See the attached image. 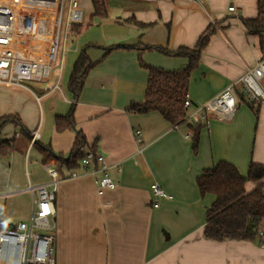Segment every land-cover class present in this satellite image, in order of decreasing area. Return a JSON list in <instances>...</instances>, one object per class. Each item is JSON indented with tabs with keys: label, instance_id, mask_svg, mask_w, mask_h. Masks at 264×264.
Masks as SVG:
<instances>
[{
	"label": "crops",
	"instance_id": "1",
	"mask_svg": "<svg viewBox=\"0 0 264 264\" xmlns=\"http://www.w3.org/2000/svg\"><path fill=\"white\" fill-rule=\"evenodd\" d=\"M112 1L115 9H123L122 15L102 20H90L89 4L84 25L68 36L63 68L58 76L50 75L53 83L0 86V117L17 115L27 132L37 131L35 142L54 155L43 164L36 145L6 125L0 140L14 139L15 150L0 158L2 204L14 195L27 194L28 183L46 182L44 166H49L59 177L53 202L54 264H264L262 245L204 238L205 212L214 196H200L196 186V179L220 161L232 164L244 177L250 163L264 166V104L249 103L238 84L246 69L264 59L259 38L249 35L240 21L256 17V0ZM122 2L126 4L121 6ZM230 7L233 12L228 11ZM130 17L141 25L122 23ZM209 25L216 30L190 74L187 114L229 86L237 95V110L229 121L204 115L194 152L191 126H173L157 112L137 114L126 108L144 97L148 72L140 60L168 71L187 65L185 58L168 57L147 47L192 48ZM87 45L95 46L86 53L96 64L74 102L75 127L57 132L54 118L67 115L72 105L67 83L80 50ZM115 45L135 48L104 53L103 49ZM56 82L60 90L50 91ZM75 130L85 138L83 152L92 150L103 156L114 190L99 195L94 182L98 175L80 165L66 168ZM136 130L141 132L140 146L134 138ZM72 173L75 178L70 177ZM152 183L172 200L152 208ZM259 185L264 193V180L246 182L244 191Z\"/></svg>",
	"mask_w": 264,
	"mask_h": 264
},
{
	"label": "built area",
	"instance_id": "2",
	"mask_svg": "<svg viewBox=\"0 0 264 264\" xmlns=\"http://www.w3.org/2000/svg\"><path fill=\"white\" fill-rule=\"evenodd\" d=\"M228 11L233 12L234 8L230 7ZM83 19L84 12L78 0H0V86L26 88L28 82L48 80L61 33L64 41L71 28L81 24ZM238 84L240 94L249 103L264 104V59L246 69ZM49 90H59L58 84ZM184 107H190L187 98ZM236 110L237 95L233 86H229L204 105L196 107L187 118L198 124L204 120V115L212 114L219 120L229 121ZM134 138L140 146L141 132L136 130ZM36 139L37 131H34L30 145ZM79 165L93 176L98 175L94 181L97 194L114 190L115 183L107 173L102 155L87 150ZM44 170L48 178L46 182L28 183L25 188L32 200L29 222H19L0 230V264H54L53 202L59 177L52 167L44 166ZM70 177L76 175L72 173ZM149 189L152 208H158L162 201L172 200V196L157 183H152ZM259 235L263 236L264 231Z\"/></svg>",
	"mask_w": 264,
	"mask_h": 264
},
{
	"label": "trees",
	"instance_id": "3",
	"mask_svg": "<svg viewBox=\"0 0 264 264\" xmlns=\"http://www.w3.org/2000/svg\"><path fill=\"white\" fill-rule=\"evenodd\" d=\"M92 6V18L104 19L108 16V0H90ZM257 15L255 18H240V21L249 35L259 38V47L264 58V0H256ZM126 24L141 25L133 17L122 21ZM80 25L71 28L73 35L80 31ZM216 27L209 25L198 37L192 48L181 47L175 51H169L162 47H147L149 50L157 51L168 57L185 58L187 65L177 71H168L148 66L139 61L142 68L147 70L148 77L142 101L131 102L126 108L127 112L145 114L157 112L165 121L173 126L188 125L193 131L191 134L192 149L197 150L198 136L201 124H191L187 118V109L184 102L187 96L188 82L191 72L197 67L200 54L208 44ZM94 45H87L80 50L78 58L72 66L67 83V91L72 95V105L65 116H55V131L61 132L66 129H74L73 118L74 102L82 90L84 79L96 64L92 62L87 50L94 48ZM135 46L115 45L103 49L107 54L117 49H133ZM6 125H12L14 129L24 135L27 141L31 139V133L22 126L17 115L0 117V132ZM15 140H0V158L9 155L15 150ZM41 154V162L45 164L54 157L48 147L34 142ZM86 145L85 138L81 131L75 130V137L72 148L65 159L67 169H73L79 165L83 158V147ZM59 159V156H56ZM264 180V166L250 163L246 177L240 175L237 168L226 161H220L213 167L205 170L197 179L196 186L200 196L210 194L214 201L205 212V223L203 236L210 241H222L224 239H237L246 242L257 243L264 246V235L260 236L264 226V193L259 185L252 191L245 193L244 185L250 181L260 183Z\"/></svg>",
	"mask_w": 264,
	"mask_h": 264
},
{
	"label": "rangeland",
	"instance_id": "4",
	"mask_svg": "<svg viewBox=\"0 0 264 264\" xmlns=\"http://www.w3.org/2000/svg\"><path fill=\"white\" fill-rule=\"evenodd\" d=\"M89 0H79L80 6L84 12V21L85 18L87 16V12H89L90 7V1ZM112 0H108V16L107 18H114L116 16H120L122 14H120L122 12V10H117L114 8L113 6V1ZM124 4H126L125 2L121 3V6H123ZM115 5V4H114ZM86 15V16H85ZM102 20V19H100ZM83 21V22H84ZM82 25H84V23H82ZM71 35V33H70ZM69 35V37H70ZM73 35V34H72ZM66 39V42H63V34L61 33V37H60V44H59V48H58V52H57V56H56V60L55 63L52 67V71L51 74L52 76H58L59 75V70L64 65V57H66V49L69 46L70 43V38ZM64 43V44H63ZM49 80V79H48ZM47 81V80H45ZM37 83V84H35ZM41 83V84H39ZM47 82H28L26 83V85L28 86H44V84L46 85ZM48 83H53V78L50 79L48 81ZM57 83V82H56ZM58 84V83H57ZM59 90H60V85L58 84ZM57 90V91H59ZM28 192V191H26ZM15 197L12 198L11 200L6 199L4 204H2L3 201L0 200V226L1 227H5L7 225H15L16 223H18L19 221H23L25 223H28L31 217V211H32V200H31V195L29 194V192L26 194H17L14 195ZM3 217L5 218V220L3 219ZM7 224V225H6Z\"/></svg>",
	"mask_w": 264,
	"mask_h": 264
},
{
	"label": "water",
	"instance_id": "5",
	"mask_svg": "<svg viewBox=\"0 0 264 264\" xmlns=\"http://www.w3.org/2000/svg\"><path fill=\"white\" fill-rule=\"evenodd\" d=\"M8 228H10V226Z\"/></svg>",
	"mask_w": 264,
	"mask_h": 264
}]
</instances>
